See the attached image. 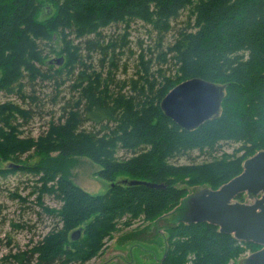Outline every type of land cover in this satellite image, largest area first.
Here are the masks:
<instances>
[{"label":"trees","instance_id":"1","mask_svg":"<svg viewBox=\"0 0 264 264\" xmlns=\"http://www.w3.org/2000/svg\"><path fill=\"white\" fill-rule=\"evenodd\" d=\"M43 2L56 14L37 22L40 11L45 16L51 9ZM133 24L150 42L138 39L137 53L131 49ZM108 29L117 31L106 34ZM55 34L62 40L58 66L49 62ZM125 54L134 56V74L116 83ZM0 71V91L16 89L22 100L24 79L54 87L69 80L73 94L36 139L21 138L23 124L16 119L31 110L0 101V162H7L0 179L31 177L29 195L56 220L32 246L5 256L13 264H85L117 231L119 218L157 219L179 205L186 191L173 187L171 177L192 172L197 188L217 189L264 150V0H0ZM191 78L224 86V97L220 116L187 132L164 116L160 102ZM221 140L248 145L245 157L191 169L170 162ZM119 150L131 156L114 159ZM30 152L39 156L33 164L23 158ZM76 155L100 166L95 176L108 183L104 194L90 195L69 180V160ZM117 176L163 188L128 186ZM9 196L26 203L15 192ZM44 196L60 206H45ZM243 245L258 249L210 224H172L159 264H228Z\"/></svg>","mask_w":264,"mask_h":264},{"label":"rangeland","instance_id":"2","mask_svg":"<svg viewBox=\"0 0 264 264\" xmlns=\"http://www.w3.org/2000/svg\"><path fill=\"white\" fill-rule=\"evenodd\" d=\"M43 8L51 9H46V12L44 11L46 14L45 16L40 11L35 18L37 22H44L50 16L56 14L57 9H54V7L46 2H43ZM139 26L140 25L137 24L132 25L133 31L130 37L131 49L135 53L139 51L136 45L138 39L144 41L145 45L150 43L144 31L141 32L140 30L139 34ZM115 31H117V29H108L106 30V34ZM57 38V44L53 45L54 52L49 58L51 59L49 62L56 66L58 65L55 60L62 59V57H59L61 56L59 55V50L62 46V40L60 36H57ZM133 57L134 56L128 58V55L125 54L120 58L118 62L119 68L115 73L116 83L133 76L136 63ZM54 68L56 67L54 66ZM122 69L126 71L124 72ZM2 73L3 72L0 71V77ZM22 83L24 86L21 95L25 96L24 100L16 94L15 89L14 92L9 93L0 91V101L12 102L22 109L31 110L29 116L26 118L20 116L16 119L18 124H23V127L19 129L21 138L22 136H30L36 139L39 134L47 129L50 121H56L61 114V108L65 105L64 103L71 100L70 96L73 95L69 89L71 81L67 80L66 83L60 87H54L55 85L52 81H36L29 84L26 79H24ZM217 144L218 145L214 148H206L202 152L194 149L186 155L170 160V162L180 169L200 168L220 160L221 158H225L227 161H234L237 158L240 159L245 157V152L248 148V145L230 141L221 140ZM54 154L55 153H53L52 156H54ZM26 156H30L28 164L37 162L39 158V156L31 152L27 155L25 154L23 158ZM130 156L129 153L119 150L116 151L114 159L119 161L121 158L125 159ZM6 164L7 162H0V168H4ZM99 170L100 166L87 157L76 155L69 160L68 178L86 193L93 196L102 195L107 191L108 183L95 176V173ZM27 178L31 179V177L17 174L9 176L7 179H0V264H13V262L9 258L6 259L5 256L14 254L17 250H24L28 248V246H32V244L39 241L56 223L55 219L42 213L39 207L35 205L36 195H29L31 188L30 184L27 186ZM123 178L126 180L130 179L117 176L115 180ZM196 179L195 173L191 172L186 175H175L168 181L174 183L173 187L184 189L186 195L183 198H186L196 191V184L200 183V181ZM13 192L19 194L21 197H25L26 203L22 204L16 199H12L9 194ZM237 201L248 203L244 195ZM43 202L45 206L50 208H58L60 206L58 201L48 196H44ZM166 214H162L159 218L157 217V219L152 220L144 219L143 216H139L136 219L119 218V220L115 221V229H117V231L111 232L109 236L103 240L104 246H102L94 258L85 264H159V260L162 258L165 250L168 228L173 224L172 219H178L179 217L174 215L173 218H171L170 215ZM17 225L31 226V229H20L16 227ZM253 251H256L255 248H250L245 245L240 246V250L234 253L232 258L228 261V264H243L246 257ZM185 264H190V260Z\"/></svg>","mask_w":264,"mask_h":264},{"label":"water","instance_id":"3","mask_svg":"<svg viewBox=\"0 0 264 264\" xmlns=\"http://www.w3.org/2000/svg\"><path fill=\"white\" fill-rule=\"evenodd\" d=\"M55 62L60 64L62 59ZM223 97L224 86L191 78L167 92L160 109L181 130L189 132L219 116ZM122 183L163 188V185L139 180H123ZM239 195H244L248 203L238 202ZM166 215L179 216L172 219L173 224H210L239 243L255 245L258 249L247 256L243 264H264V150L245 159L237 176L217 189L197 188ZM79 233L76 231L71 237Z\"/></svg>","mask_w":264,"mask_h":264}]
</instances>
